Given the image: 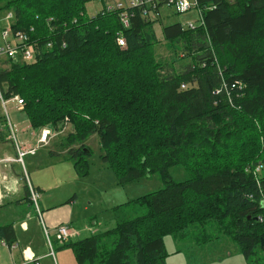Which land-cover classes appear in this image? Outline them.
Segmentation results:
<instances>
[{
  "label": "trees",
  "instance_id": "16d2710c",
  "mask_svg": "<svg viewBox=\"0 0 264 264\" xmlns=\"http://www.w3.org/2000/svg\"><path fill=\"white\" fill-rule=\"evenodd\" d=\"M89 1L0 0L37 50L31 63L1 61L0 87L24 101L33 129L70 128L79 174L96 134L118 185L157 174L163 186L113 206L130 209L116 227L62 244L77 264H167L168 235L227 238L248 264H264V0H198L203 22L163 26L165 60L158 19L131 7L126 27L109 4L89 16ZM173 166L189 177L173 178ZM1 241H18L12 223L0 225Z\"/></svg>",
  "mask_w": 264,
  "mask_h": 264
},
{
  "label": "rangeland",
  "instance_id": "374dc122",
  "mask_svg": "<svg viewBox=\"0 0 264 264\" xmlns=\"http://www.w3.org/2000/svg\"><path fill=\"white\" fill-rule=\"evenodd\" d=\"M129 1L131 0H91L86 5V11L89 16H93L102 10L106 4L127 3ZM9 12H0V43L3 42L1 31L11 28L13 15L10 16ZM161 12V17L154 25L160 41L156 47V52L159 57L165 60L169 59L172 51L168 46L169 42L164 39L163 26L174 22H181L184 25L189 22L199 23L201 15L197 8H192L186 12H175L167 7H162ZM14 106V102L9 103L10 117L13 123L18 125L21 132L22 129H27L21 139L36 145L42 130L30 128L26 112L17 110ZM0 119H4L1 104ZM49 128L55 135L51 136L47 144L41 145L36 154L25 157L26 173L29 181L33 186L38 187L37 189L41 194L38 207L44 220V212L47 208L54 209L65 205L71 208L72 227L70 226V228L76 234L70 240H80L116 227L119 215L122 216L123 212L127 213V209L128 211L130 209L122 208L118 213L114 211L113 206L163 186V182L157 174L124 186L118 185L115 173L100 157V141L96 134L89 136L84 141L90 150V154L87 156L90 162L89 172L84 176L79 174L74 167L75 161L68 151L69 147L65 144L70 128L67 127L61 131H55L52 127ZM0 129L2 131L0 162H2L7 157H15L16 150L13 143L6 140L7 131L2 127ZM79 144L76 142L73 146L78 147ZM16 163L15 169L10 168V163L3 162L0 164V168L6 171L5 174L0 171L1 176H7V179L0 180V191L4 196L3 205L0 207V225L15 222L19 226L22 223L20 220L28 213L33 220L36 219L35 203L30 204V202L25 201L22 204H14L11 200L8 201L10 198L18 197L19 194H24L26 190L25 185L28 180L26 173H24L22 164ZM171 175L176 180H185L189 177L188 172L182 166H173ZM13 183H16L15 188ZM134 211L139 212V208L132 207L131 213H135ZM31 225L33 227L34 223ZM41 226L43 227L42 223ZM50 232L47 231L48 235ZM26 234L30 242L36 241L43 251H50L43 228L35 225ZM209 234L211 233L209 232ZM52 238L58 264H77L71 247L58 243L54 236ZM165 247L168 253L167 264H248L239 247L228 241L227 238L203 242L202 238H176L174 235H168L165 237ZM6 257L7 262H10L12 257L16 260L20 259V248L15 249L11 254L7 250ZM40 262L41 264H50L53 260L52 257H45L43 262Z\"/></svg>",
  "mask_w": 264,
  "mask_h": 264
},
{
  "label": "built area",
  "instance_id": "2783aa9c",
  "mask_svg": "<svg viewBox=\"0 0 264 264\" xmlns=\"http://www.w3.org/2000/svg\"><path fill=\"white\" fill-rule=\"evenodd\" d=\"M131 7H141L142 8V15L148 17L149 19H159L161 17V9L162 7H167L175 12H186L191 10L192 8L199 9L200 12V22L202 20V13L199 8L198 0H131L127 3H116V4H109L108 8H117L120 9V19L123 24L128 27L130 25V17L131 13L129 9ZM9 15H13L14 21V13L12 11L9 12ZM12 21V23H13ZM195 24L193 22H189L188 24H183L184 28L187 27H194ZM1 37L3 42L0 43V60L5 59H13V60H20L27 63L34 62L36 60V45L29 41V36L27 33L23 31H15L9 27L8 29H4L1 31ZM118 42L121 46L125 45V38L120 36L118 37ZM2 60V61H3ZM14 102V107L17 110L24 109V101L19 97V95H15L11 98H6L4 96L3 90L0 87V104L2 105L4 111V119L0 121L2 127L6 128L9 132L8 139L12 141L15 150L16 156L15 157H7L4 161L0 162L3 163H11V162H20L24 169V173H26V165H25V157L32 154H36L37 149L43 145L47 144L51 138L52 134L51 129L49 127L42 128L41 134L39 139L37 140L36 145L33 143H29L21 139V131L18 128V125L14 124L11 117H10V108L9 103ZM28 179V175L26 173ZM25 176V177H26ZM7 179L6 175L1 176L0 180ZM15 184V183H14ZM28 188H29V197L31 202L36 204L37 215L40 220V223L43 225L44 234L46 237V241H48V245L50 251L47 253L48 257H52V264H58L56 256H55V249L53 246V238L51 227L47 226L45 220L42 217L41 211L38 207V201L41 197L40 192L38 189L33 186V184L27 180ZM15 188V187H14ZM3 200V194L0 191V203ZM49 230L50 235H48L47 231ZM75 232L71 231L70 225L66 223L59 224L56 227V231L54 232L55 238L57 241L63 243L69 241L72 236H75ZM34 262L35 264H41L40 257L35 256V254L31 251L28 247L24 249V262L21 264H28ZM18 264V263H14Z\"/></svg>",
  "mask_w": 264,
  "mask_h": 264
},
{
  "label": "crops",
  "instance_id": "0c3cea01",
  "mask_svg": "<svg viewBox=\"0 0 264 264\" xmlns=\"http://www.w3.org/2000/svg\"><path fill=\"white\" fill-rule=\"evenodd\" d=\"M0 121H1V119H0ZM29 125H30V122H29ZM0 127H2L1 124H0ZM2 128H4V127H2ZM30 128H32L31 125H30ZM4 129L7 131L6 140L10 141L7 137L9 134L8 130L6 128H4ZM22 130L23 131L20 133L21 136L26 133L27 129H22ZM0 135H1L0 137L2 138L1 129H0ZM29 143H31V142H29ZM15 164H17V163L16 162L10 163L9 164L10 168L12 167V169H15L14 168ZM0 171L3 172L4 174L6 173V171L3 168H0ZM15 185H16V183L15 184L13 183L14 187H15ZM25 187H26V185H25ZM36 188H38V187H36ZM26 196H27V191L25 190L24 194H19L18 197L10 198V199H8V201L11 200L14 204H22L23 202L26 201V202H30V204H31L32 202L28 198L25 199ZM3 200H4V196H3ZM3 200H2V202H3ZM2 202L0 203V207L3 205ZM44 218H45V222H46L47 226L51 227L52 236H54V239H55L54 232L56 231V227L59 224L68 223L71 226L72 211H71V208L67 205L61 206V207H56L54 209L47 208L46 212H44ZM31 220H33V218H31L30 214L28 213V214H26V216L23 219L20 220V222H22L21 225L18 226L17 223L12 222L15 229L17 230L18 241L12 245L7 244L5 241L0 242V264H14V263L21 264V263H23L24 262V252L23 251L26 247H30L32 252H34V254L37 257H40V261H42V262H43V259L45 257H48L47 256L48 252L43 251L42 247H40L36 241L30 242L29 238L27 237L26 233L29 232L32 228H34L35 225H38L42 229L41 223L38 220L37 215H36L35 220H33V221H31ZM32 223H34L33 227L31 225ZM30 243H32V244H30ZM17 248H20L21 258L16 260L14 257H12L11 261L7 262V257H6L7 256V250H9L10 254H11ZM28 264H35V263L31 262Z\"/></svg>",
  "mask_w": 264,
  "mask_h": 264
},
{
  "label": "water",
  "instance_id": "95a60500",
  "mask_svg": "<svg viewBox=\"0 0 264 264\" xmlns=\"http://www.w3.org/2000/svg\"><path fill=\"white\" fill-rule=\"evenodd\" d=\"M86 150L88 151V149L86 148ZM262 245H264V238L262 239Z\"/></svg>",
  "mask_w": 264,
  "mask_h": 264
}]
</instances>
